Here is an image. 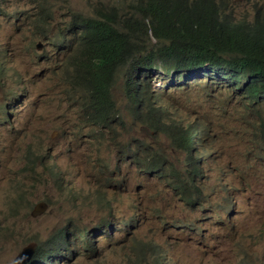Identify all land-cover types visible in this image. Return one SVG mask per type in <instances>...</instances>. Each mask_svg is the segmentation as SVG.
<instances>
[{
	"label": "rangeland",
	"instance_id": "374dc122",
	"mask_svg": "<svg viewBox=\"0 0 264 264\" xmlns=\"http://www.w3.org/2000/svg\"><path fill=\"white\" fill-rule=\"evenodd\" d=\"M138 0H0V57L8 58L13 67L20 70L23 76V85L26 83L31 99L37 102L35 124L39 131V142L33 148V160L36 166L25 168V161L14 166L6 165L0 170V264H15L13 251L19 250L18 237L22 234L21 242L29 244L37 234L47 230L54 222L59 226L67 221L68 217L72 228H77L79 209L74 206L85 198L84 186L93 187V181L101 182L103 177L93 178L91 182H82L74 176L70 183L68 178L65 184L72 185L65 189L63 204L45 213L40 218H31L33 206L41 201L43 196L54 200L58 189L48 170L44 168L45 160L39 163L37 155L55 153V140L64 143L66 157L62 164L68 163L67 150L71 148L73 158L84 171L96 162L98 154L95 151V142L88 136L89 126H77L79 118L87 119V114L79 105L68 101L69 86L63 81L69 62L70 47L62 38L68 35V42L75 40V35L68 34V27L76 23L79 17H98L109 7L124 19L126 15L137 16L135 5ZM227 13L237 21H251L256 10L264 11V0H223ZM49 13V19H42L41 8ZM39 23L43 25H39ZM48 31L49 37L40 36ZM148 35L151 38L150 30ZM153 43H148L154 47ZM42 43V49H37ZM147 47V46H146ZM48 55L45 58H35L36 54ZM151 73V88L153 91H162L170 102V107L177 111L174 122L187 119L197 121L201 130L210 133L214 139L213 172L216 175L207 179L212 187L217 177L228 176L235 181L247 197L248 205L244 214H241L242 223L233 224L223 221L224 214L215 218L213 210L199 214L195 223H187V231L179 233L168 232L166 236L175 238V246L171 258L166 260L170 264H264V151L257 139H264V119H260L257 111L247 108L246 100L239 93L223 89L226 86L221 80V70L212 71L209 75L190 76L187 84L179 82L180 73L173 67L166 68L161 62ZM219 71V72H217ZM30 80V84H27ZM10 77L7 71L0 76V99L9 88ZM230 81V78H228ZM113 89L115 96L125 102L124 77L121 75ZM229 84V83H228ZM173 87L180 91L168 92ZM43 92H47L43 94ZM233 97V98H232ZM145 105L150 104L149 92ZM184 109V110H181ZM190 114H189V112ZM119 118L114 127H120L124 121L126 126L131 125V116L124 111L123 105L119 108ZM168 120V119H167ZM165 120L164 122H167ZM136 133L140 136L148 133V142L154 153L164 156L171 161H179L180 156L171 147L170 140L165 133L156 132V128L143 129L136 124ZM134 130V129H132ZM64 135V136H63ZM102 152V150H101ZM23 153L13 156L15 162ZM110 152H107V158ZM63 169L64 167L61 166ZM221 172V173H220ZM226 172L227 175L222 173ZM92 175V174H91ZM88 177V176H87ZM92 196L91 198H94ZM163 202L162 197H158ZM33 204L30 210L27 208ZM162 204V203H161ZM87 209L93 205H88ZM20 208L17 212L14 209ZM165 215V212H161ZM235 218V217H234ZM157 225L144 227L148 239L152 233L158 234ZM49 233V232H48ZM48 233L39 234L46 236ZM184 233H189L184 236ZM125 235H128L125 233ZM155 238H157L155 236ZM158 242L156 239H153ZM241 242V243H240ZM240 243L239 245H237ZM108 246V243H106ZM116 248L108 246L101 248L96 257L77 255L70 264H159L151 263V256L145 251L135 250L131 244L125 243ZM143 255V257L138 256ZM139 257L143 258L139 262ZM169 264V262H168Z\"/></svg>",
	"mask_w": 264,
	"mask_h": 264
},
{
	"label": "clouds",
	"instance_id": "9594fccd",
	"mask_svg": "<svg viewBox=\"0 0 264 264\" xmlns=\"http://www.w3.org/2000/svg\"><path fill=\"white\" fill-rule=\"evenodd\" d=\"M217 3L225 7L223 0H217ZM42 8L47 11L44 7ZM104 12L108 13V11ZM100 14L97 15L98 17H79L76 23L68 27V34L75 35V40L68 42V35L62 38L64 40L62 42H66L70 47L67 71L63 76V81L69 86L67 99L73 105H79L86 112L88 120L79 118L77 126H89L88 136L95 142L94 148L98 157L96 162L84 171L78 166L71 148L68 147V163L64 166L62 164V158L66 157L64 143H57L56 140L55 153L38 154L39 163L45 160L44 168L56 181L58 194L54 200L43 196L40 199L44 201L34 206L29 204L27 206L29 210L33 206L30 217L40 218L53 210L55 203L57 208L63 204L64 197L61 196H64V192L59 186L61 184L65 189H71L72 185L65 184L68 178L70 183L74 176L79 177L82 182H91L93 178L100 177L104 180L101 182L94 180L93 187L84 186L83 196L85 198L73 207V209H79L76 214L78 215L77 228L71 227L69 224L71 219L68 217L61 226L58 222H54L44 232L39 231L28 245L21 242L22 234H20L17 243L23 248L13 251L12 261L15 264H70L77 255L81 256V249L84 250V256L96 257L100 254L101 248L108 246L116 248L120 244L126 246L125 243L131 244L135 250L145 251L151 256L149 258L151 263L168 264L169 262L170 264V261L166 262V260L171 258L177 237L166 236L168 232L181 233L189 230L186 224L195 223V220L200 217L199 214L209 210L214 211L213 214L217 215L215 218H221L219 216L224 214L225 223L239 224L242 223L240 215L249 210L246 195L237 188L232 178L217 177L213 186H210L205 167L208 168L209 179H212L216 175V172L212 171L215 169L214 139L209 138L210 133L201 130L195 120L187 119L185 121L187 126L183 124V120L174 122L171 114L174 115L177 111L169 106L170 102L165 100L167 97L165 93L155 92L151 88L150 75L158 66L157 62L152 69L137 70L135 82L138 83L135 87H129L124 82V103L113 93L115 83L121 75L124 77V72L112 75V71H104L103 106H100L97 94L95 95L92 91L88 93L87 99L84 92L74 93L70 85V77L74 71V61H77L83 54L79 45L80 25L83 18L98 20L104 18ZM42 19L50 20L41 12L39 22ZM127 19L128 17L115 22L111 21L120 39L130 34L127 31V26L130 24L125 22ZM104 21L101 20V22ZM148 22L146 21L145 24L146 30L149 28ZM39 25L43 24L39 23ZM139 35L140 32L136 31L131 38L132 41L136 39L135 36ZM40 37L48 38V31L42 33ZM42 47V43L36 46L40 50ZM47 57L48 55L37 53L35 58L46 60ZM12 64L13 62L8 58L0 57V76L7 71L10 77L9 88L0 99V170L4 169L8 163L14 166L26 160L24 173L29 165L36 166V161L32 158L33 148L40 138L38 134L40 130L35 124L37 102L31 99L26 83L23 85L24 74ZM133 66L138 65L130 64V62L127 64L125 69H128L129 74L132 73ZM164 66L173 67L176 72H184L178 74L179 78H182L179 82H171L177 84H187L186 78L190 76H205L212 71L221 70L220 73L223 75L221 80L226 85L223 89L235 93L236 97L239 93L246 100L247 108L257 111L259 118L264 119V89L258 90L250 86L247 79L235 80L232 78L231 70L209 65L202 66L200 69ZM27 84H30V80ZM167 91L180 90L169 87ZM147 92H149L153 109L150 105H145ZM46 93L43 92V94ZM122 105L124 111L131 116V125L126 126V123L122 121L120 127H114L117 120L121 118L119 108ZM98 107L103 110L99 111ZM181 110L184 109L181 108ZM104 112L108 114L109 122L107 123H102L101 116H99ZM165 120L167 122H164ZM136 124H140L146 130L156 128V132L165 133L170 140L171 147L179 154V161H171L154 153L148 142V133L139 136L135 131ZM257 140L262 144L259 150L264 151V139ZM21 152L22 157L15 162L13 156ZM107 152H110L108 158L106 157ZM222 174L227 175L226 172ZM94 195L95 197L91 198ZM160 196L163 202L158 198ZM86 202L88 205H93L88 207L89 210ZM19 209L16 207L14 211L17 212ZM162 211L165 215L161 214ZM153 224L158 226L157 231L159 232L158 234L152 233L151 238L148 239L143 236L147 234L144 227H153ZM45 233H48L45 237L39 235ZM188 234L184 233V236ZM138 256L143 257V255ZM143 258L139 257V262Z\"/></svg>",
	"mask_w": 264,
	"mask_h": 264
},
{
	"label": "trees",
	"instance_id": "16d2710c",
	"mask_svg": "<svg viewBox=\"0 0 264 264\" xmlns=\"http://www.w3.org/2000/svg\"><path fill=\"white\" fill-rule=\"evenodd\" d=\"M135 10L137 16L126 15L130 34L123 39L111 25L118 21L112 7L100 14L102 19L83 18L79 29L83 54L74 61L70 77L74 93L84 92L87 99L92 91L103 106L105 70L112 75L124 72L125 84L135 87L137 70L152 69L158 61L179 69L222 67L231 70L235 80L247 79L250 86L264 89V11L256 10L248 22L233 19L217 0H138ZM41 12L49 18L43 8ZM136 31L140 35L132 41ZM152 40L154 47L148 45ZM129 62L138 65L131 74L125 69ZM99 116L102 123L109 122L107 112Z\"/></svg>",
	"mask_w": 264,
	"mask_h": 264
}]
</instances>
